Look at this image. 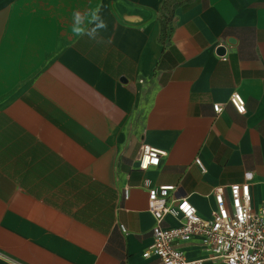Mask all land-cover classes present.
Listing matches in <instances>:
<instances>
[{"label":"crops","instance_id":"0c3cea01","mask_svg":"<svg viewBox=\"0 0 264 264\" xmlns=\"http://www.w3.org/2000/svg\"><path fill=\"white\" fill-rule=\"evenodd\" d=\"M97 8L101 43L72 31ZM243 182L264 205V0H0V264H159L149 188L209 219Z\"/></svg>","mask_w":264,"mask_h":264},{"label":"built area","instance_id":"2783aa9c","mask_svg":"<svg viewBox=\"0 0 264 264\" xmlns=\"http://www.w3.org/2000/svg\"><path fill=\"white\" fill-rule=\"evenodd\" d=\"M228 102L237 113L245 114V101L239 93H231ZM213 111L220 113L221 106L214 104ZM162 156V151L143 143L136 159L138 168L155 167ZM195 163L204 172L200 161ZM174 191V186L147 191V210L154 225L142 257H155L159 264H264V205L256 210L250 207L248 182L214 187L215 207L209 219L201 218L189 198L177 197ZM127 193L125 190L124 195ZM166 215L176 219L177 225H163ZM193 243L198 247L197 256L184 248Z\"/></svg>","mask_w":264,"mask_h":264},{"label":"clouds","instance_id":"9594fccd","mask_svg":"<svg viewBox=\"0 0 264 264\" xmlns=\"http://www.w3.org/2000/svg\"><path fill=\"white\" fill-rule=\"evenodd\" d=\"M99 13V8L84 13L76 11L73 14V33L77 37L87 36L89 39L94 40L97 43L104 42L99 38V33L101 30L107 29V24ZM107 42L110 43L111 41L109 40Z\"/></svg>","mask_w":264,"mask_h":264},{"label":"water","instance_id":"95a60500","mask_svg":"<svg viewBox=\"0 0 264 264\" xmlns=\"http://www.w3.org/2000/svg\"><path fill=\"white\" fill-rule=\"evenodd\" d=\"M219 52H220V53L223 52V48H222V47L219 48Z\"/></svg>","mask_w":264,"mask_h":264},{"label":"snow or ice","instance_id":"6c2138e0","mask_svg":"<svg viewBox=\"0 0 264 264\" xmlns=\"http://www.w3.org/2000/svg\"><path fill=\"white\" fill-rule=\"evenodd\" d=\"M241 111H243V109H241Z\"/></svg>","mask_w":264,"mask_h":264}]
</instances>
